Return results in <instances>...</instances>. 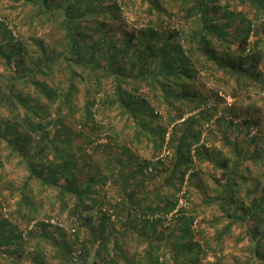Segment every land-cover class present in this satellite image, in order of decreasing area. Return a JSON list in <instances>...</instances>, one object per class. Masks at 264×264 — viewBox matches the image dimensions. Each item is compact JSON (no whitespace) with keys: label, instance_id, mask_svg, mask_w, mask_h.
<instances>
[{"label":"trees","instance_id":"16d2710c","mask_svg":"<svg viewBox=\"0 0 264 264\" xmlns=\"http://www.w3.org/2000/svg\"><path fill=\"white\" fill-rule=\"evenodd\" d=\"M141 1L0 0V264H264V0Z\"/></svg>","mask_w":264,"mask_h":264},{"label":"rangeland","instance_id":"374dc122","mask_svg":"<svg viewBox=\"0 0 264 264\" xmlns=\"http://www.w3.org/2000/svg\"><path fill=\"white\" fill-rule=\"evenodd\" d=\"M141 0H138V4H141ZM30 9V7H29ZM32 9V8H31ZM123 12V14L126 16L128 23L131 24V26H135L137 23L139 22H143L142 17L138 18L134 13L133 10L127 8L126 6H123V9L121 10ZM262 15V13H261ZM257 20V18L255 19V21ZM264 21V18H263ZM40 34H43L45 31L44 30H39ZM255 34L253 33L251 37H254ZM200 70V78H198V87L199 90L202 94L204 95H208L209 97H211L212 101L215 102V104L220 108L221 111H229L230 113L233 114H237V113H246V110H250V113L253 112L254 108L259 109L260 111V119H261V126L264 128V89L260 88L258 86H252V87H248V88H239L238 84L236 83L235 79L233 76H229L226 74H223L221 72L219 73H215L212 72L211 70H203L201 68H199ZM260 70H262L264 72V61H262L260 63ZM223 92V94L226 96V99L221 97V94L219 96V92ZM228 96L231 97V104L233 103L232 108L228 109L227 105L229 104L228 100ZM228 103V104H227ZM251 107V108H250ZM160 110L162 111V115H166V111L163 107L160 108ZM219 111V110H218ZM220 112H216V116H219ZM115 114V113H113ZM111 113V117H113V115ZM115 118L113 117V120ZM166 121V120H165ZM181 121V120H179ZM225 123V121L223 122ZM118 126H121V123H117ZM209 125H206V127H208ZM223 130L226 127V125L222 126ZM209 128V127H208ZM205 129V131L208 130ZM172 131V125L169 126V131L167 133H171ZM210 131V130H209ZM216 132L214 136H212L213 139L216 138V133H218V131H222L220 130V128H215ZM168 135V134H167ZM218 142V140H215V142ZM164 149V147H163ZM164 153V150H162V152H160L159 155H162ZM17 176V174L15 175ZM159 182V181H156ZM151 183H155V181H152ZM187 186V182L186 184H184L182 192L180 194V197H182L183 199H185V197L183 196V193L185 192ZM191 200V199H190ZM195 201H198V196L194 197ZM184 205L188 206L187 202H184ZM73 233V232H71ZM242 247L245 246V243L243 242ZM242 250V249H241ZM244 250V249H243ZM211 258V256H210Z\"/></svg>","mask_w":264,"mask_h":264},{"label":"built area","instance_id":"2783aa9c","mask_svg":"<svg viewBox=\"0 0 264 264\" xmlns=\"http://www.w3.org/2000/svg\"><path fill=\"white\" fill-rule=\"evenodd\" d=\"M263 94H264V92H263ZM221 95H222V97L223 98H225L226 99V96L223 94V92H221ZM232 99H231V97L230 96H228V102H229V105H231V101ZM209 106H211V105H209ZM198 110H195V111H193V112H190V113H187V114H185L184 116H183V118L181 119V121H183V120H185V118H187L188 116H190V115H193V114H195L196 112H197ZM221 113H219V115H220ZM169 138V133H168V135H167V139ZM99 141L100 142H106L107 141V138H106V134L105 133H102L101 134V137L99 138ZM184 202H186L185 201V199H183L182 197H180V199H179V206H184ZM31 227H32V225H31ZM30 227V228H31ZM73 231V230H72Z\"/></svg>","mask_w":264,"mask_h":264},{"label":"crops","instance_id":"0c3cea01","mask_svg":"<svg viewBox=\"0 0 264 264\" xmlns=\"http://www.w3.org/2000/svg\"><path fill=\"white\" fill-rule=\"evenodd\" d=\"M257 111H258V113H260V111H259V110H257ZM257 111H256V112H257ZM255 115L257 116V114H256V113H255Z\"/></svg>","mask_w":264,"mask_h":264}]
</instances>
